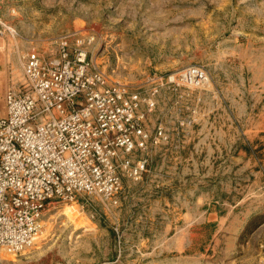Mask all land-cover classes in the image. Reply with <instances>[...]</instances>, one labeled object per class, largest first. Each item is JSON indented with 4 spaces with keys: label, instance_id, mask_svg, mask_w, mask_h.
I'll return each instance as SVG.
<instances>
[{
    "label": "rangeland",
    "instance_id": "374dc122",
    "mask_svg": "<svg viewBox=\"0 0 264 264\" xmlns=\"http://www.w3.org/2000/svg\"><path fill=\"white\" fill-rule=\"evenodd\" d=\"M0 116L24 56L71 36L155 106L146 170L110 201L52 203L0 264H264V0H0ZM200 68L196 84L185 72Z\"/></svg>",
    "mask_w": 264,
    "mask_h": 264
},
{
    "label": "built area",
    "instance_id": "2783aa9c",
    "mask_svg": "<svg viewBox=\"0 0 264 264\" xmlns=\"http://www.w3.org/2000/svg\"><path fill=\"white\" fill-rule=\"evenodd\" d=\"M16 31L0 18V37ZM71 36L56 39L42 55L24 56V81L5 95L0 116V251L19 253L41 234L52 203H72L84 195L110 201L122 179L146 170L131 157L158 143L145 129L153 96L142 97L112 81L93 65L89 51ZM206 81L200 68L185 72Z\"/></svg>",
    "mask_w": 264,
    "mask_h": 264
}]
</instances>
